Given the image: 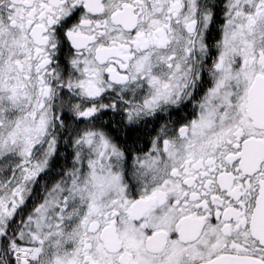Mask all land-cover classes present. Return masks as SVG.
Masks as SVG:
<instances>
[{
  "label": "snow or ice",
  "instance_id": "1",
  "mask_svg": "<svg viewBox=\"0 0 264 264\" xmlns=\"http://www.w3.org/2000/svg\"><path fill=\"white\" fill-rule=\"evenodd\" d=\"M0 264H264V0H0Z\"/></svg>",
  "mask_w": 264,
  "mask_h": 264
}]
</instances>
